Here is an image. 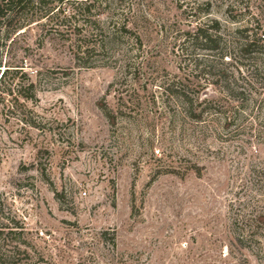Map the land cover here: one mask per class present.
Returning a JSON list of instances; mask_svg holds the SVG:
<instances>
[{
	"label": "rangeland",
	"instance_id": "rangeland-1",
	"mask_svg": "<svg viewBox=\"0 0 264 264\" xmlns=\"http://www.w3.org/2000/svg\"><path fill=\"white\" fill-rule=\"evenodd\" d=\"M54 1L4 55L0 264H264V0Z\"/></svg>",
	"mask_w": 264,
	"mask_h": 264
},
{
	"label": "trees",
	"instance_id": "trees-1",
	"mask_svg": "<svg viewBox=\"0 0 264 264\" xmlns=\"http://www.w3.org/2000/svg\"><path fill=\"white\" fill-rule=\"evenodd\" d=\"M56 6L57 3L54 0H0V111H4L6 108L7 113L11 114L15 104L20 101L32 102L34 100L33 82L26 76V73H22V66L10 65L11 63L6 61L4 55L8 53L7 50L15 43L16 38L29 26L40 24L41 21L51 23L60 11V8ZM217 30V27L197 26L194 33L186 34L184 44L190 43L203 51L219 54L221 59L226 58L228 54L219 51L221 38L216 35ZM246 31L244 28H237L234 33L241 35ZM248 38H241L243 42L237 47L242 56L252 52L254 44ZM86 50L83 46L77 47V53L82 55ZM12 68L13 70H11ZM262 71L264 72V65ZM11 73L21 74L22 78L20 77L21 80L17 79V83L22 85L21 82L26 79V87L15 88L17 84L14 85V88L7 87L6 78Z\"/></svg>",
	"mask_w": 264,
	"mask_h": 264
}]
</instances>
